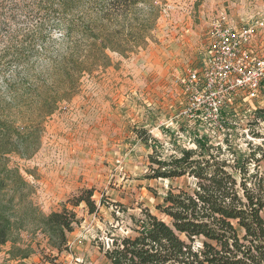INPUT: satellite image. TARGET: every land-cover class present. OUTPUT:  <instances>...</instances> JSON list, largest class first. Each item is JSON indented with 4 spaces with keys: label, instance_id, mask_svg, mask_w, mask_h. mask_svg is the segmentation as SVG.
Returning a JSON list of instances; mask_svg holds the SVG:
<instances>
[{
    "label": "trees",
    "instance_id": "16d2710c",
    "mask_svg": "<svg viewBox=\"0 0 264 264\" xmlns=\"http://www.w3.org/2000/svg\"><path fill=\"white\" fill-rule=\"evenodd\" d=\"M165 1L0 0V251L10 243L16 264L36 252L23 231L43 235L44 253H61L82 222L75 209L84 204L98 214L105 201L98 204L95 190L83 188L46 214L9 156L31 159L46 119L78 94L84 76L111 67V54L127 59L147 49ZM260 123L264 109L250 124ZM136 133L152 148L147 179L188 176L195 184L169 189L157 206L170 222L148 208L128 215L113 203L124 208L132 232L112 237L104 253L109 264H264L263 147L240 157L228 138L224 149L196 133V149L165 155L147 130Z\"/></svg>",
    "mask_w": 264,
    "mask_h": 264
},
{
    "label": "rangeland",
    "instance_id": "374dc122",
    "mask_svg": "<svg viewBox=\"0 0 264 264\" xmlns=\"http://www.w3.org/2000/svg\"><path fill=\"white\" fill-rule=\"evenodd\" d=\"M260 2L166 0L155 41L147 49L127 59L111 54L113 65L84 76L78 94L46 119L39 151L31 159L9 156L10 165L33 188V202L46 214L61 210L83 188L95 190L98 204L105 201L98 214H89L84 204L75 209L82 222L68 235V249L61 253H44L43 235L23 231L24 240L36 249L24 264H109L104 253L112 237L132 232L124 208L128 215L148 208L170 222L157 206L169 189L194 187L195 180L147 179L152 148L136 130L144 128L158 139L165 155L197 148L194 137L202 128L179 115L185 105L183 80L201 61L211 24L222 13L238 20L253 8L264 11V0ZM254 104L264 107L254 101L231 109L233 115L224 116L225 130L216 129L213 142L225 149L228 138L240 157L257 146L264 150V123L250 124ZM260 166L264 169V160ZM10 247L1 249L0 264H16L7 254Z\"/></svg>",
    "mask_w": 264,
    "mask_h": 264
},
{
    "label": "built area",
    "instance_id": "2783aa9c",
    "mask_svg": "<svg viewBox=\"0 0 264 264\" xmlns=\"http://www.w3.org/2000/svg\"><path fill=\"white\" fill-rule=\"evenodd\" d=\"M183 97L179 115L199 124L200 134L215 146L222 144L213 142L215 131L225 130L224 116H232L231 109L264 103V11L253 8L238 20L222 13L211 24L208 47L183 80ZM261 109L254 104L249 111L254 117Z\"/></svg>",
    "mask_w": 264,
    "mask_h": 264
},
{
    "label": "crops",
    "instance_id": "0c3cea01",
    "mask_svg": "<svg viewBox=\"0 0 264 264\" xmlns=\"http://www.w3.org/2000/svg\"><path fill=\"white\" fill-rule=\"evenodd\" d=\"M255 1H256L257 3H259V4L261 3L260 0H255ZM208 37H209V36H208Z\"/></svg>",
    "mask_w": 264,
    "mask_h": 264
}]
</instances>
